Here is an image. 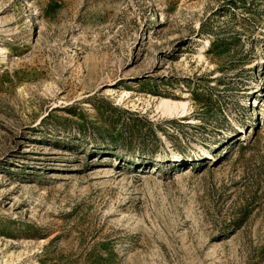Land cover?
Returning <instances> with one entry per match:
<instances>
[{
    "label": "rangeland",
    "instance_id": "1",
    "mask_svg": "<svg viewBox=\"0 0 264 264\" xmlns=\"http://www.w3.org/2000/svg\"><path fill=\"white\" fill-rule=\"evenodd\" d=\"M0 264H264V0H0Z\"/></svg>",
    "mask_w": 264,
    "mask_h": 264
},
{
    "label": "bare ground",
    "instance_id": "2",
    "mask_svg": "<svg viewBox=\"0 0 264 264\" xmlns=\"http://www.w3.org/2000/svg\"><path fill=\"white\" fill-rule=\"evenodd\" d=\"M162 106H164L165 107V110H167L168 112H170V113H173L174 111L175 112H179V104H176V103H174L173 105L170 103V102H168L167 100H163L162 102ZM182 105V108H183V110H185L186 109V104H181ZM174 110V111H173ZM163 134V133H162ZM168 141V140H167Z\"/></svg>",
    "mask_w": 264,
    "mask_h": 264
}]
</instances>
